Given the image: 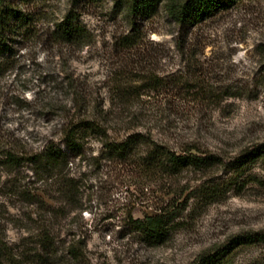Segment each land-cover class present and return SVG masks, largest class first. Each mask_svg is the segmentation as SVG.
<instances>
[{"label":"rangeland","instance_id":"obj_1","mask_svg":"<svg viewBox=\"0 0 264 264\" xmlns=\"http://www.w3.org/2000/svg\"><path fill=\"white\" fill-rule=\"evenodd\" d=\"M8 1L18 13L0 48V264H209L203 256L232 236L264 231V162L165 175L149 172L143 143L112 156L103 141L139 133L225 163L263 142L264 0H236L184 26L166 0L144 17L121 0ZM69 10L92 33L83 46L56 36ZM83 115L106 134H89L74 153L63 131ZM51 143L66 158L36 161ZM211 185L219 194L206 193ZM187 197L162 242L133 227ZM255 262L264 263V241L221 264Z\"/></svg>","mask_w":264,"mask_h":264},{"label":"trees","instance_id":"obj_2","mask_svg":"<svg viewBox=\"0 0 264 264\" xmlns=\"http://www.w3.org/2000/svg\"><path fill=\"white\" fill-rule=\"evenodd\" d=\"M135 16H150L162 0H121ZM236 0H166V10L169 16L182 26L192 24L216 9L224 7ZM18 13V9L8 0H0V45L6 46L9 23ZM56 36L60 42L83 46L91 41L92 33L80 20L74 10H69L57 24ZM2 49H0L1 51ZM74 94L78 91L74 88ZM73 107V106H70ZM64 109L66 106L64 105ZM68 109V108H67ZM106 134L102 125L89 115L79 117L71 116L64 127L63 143L66 149L80 153L85 138L91 134ZM139 133H131L125 138L116 141L104 139V145L110 155L127 156L135 151L141 142L144 145L142 160L150 173L161 172L165 175H174L186 167L207 169L217 164H225L234 171L244 170L258 161L264 162V141L243 148L237 155L225 163L219 154L212 151H203L193 145L189 148L174 149L167 143L158 142L151 137H141ZM61 145L48 144L36 161L58 163L66 158L67 151ZM39 155V154H38ZM39 157V158H38ZM17 157L12 153L6 154V161L10 164L18 163ZM210 196L219 194V190L211 185L206 190ZM187 199L172 207H162L156 213H148L143 217L132 219L133 227L141 231L153 243L162 242L168 234V222L171 218L183 211L187 206ZM264 241V231L240 232L229 242L212 253L203 256V262L221 264L233 248ZM253 264H264L255 262Z\"/></svg>","mask_w":264,"mask_h":264}]
</instances>
